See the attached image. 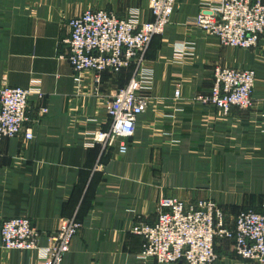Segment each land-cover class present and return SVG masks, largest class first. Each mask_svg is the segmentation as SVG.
I'll return each mask as SVG.
<instances>
[{
	"label": "crops",
	"instance_id": "1",
	"mask_svg": "<svg viewBox=\"0 0 264 264\" xmlns=\"http://www.w3.org/2000/svg\"><path fill=\"white\" fill-rule=\"evenodd\" d=\"M199 5L176 0L170 23L152 38L149 104L119 154L88 140L108 128L105 104L133 66L105 72L97 84L91 71L72 70L64 40L68 21L85 10L124 18L136 8L149 20L148 0H0V88L39 82L43 93L29 95L24 129L32 138L0 142V226L26 216L43 247L62 220L75 218L81 226L61 264H161L139 259L143 241L130 232L136 221L156 220L161 197L213 200L227 226L241 210L264 214V37L251 49L223 46L189 22ZM182 44L191 53L177 58ZM215 65L254 70L252 108L224 116L193 100L208 93ZM214 248L213 264H260L236 257L230 240ZM39 252L6 251L0 238V264H41Z\"/></svg>",
	"mask_w": 264,
	"mask_h": 264
},
{
	"label": "built area",
	"instance_id": "2",
	"mask_svg": "<svg viewBox=\"0 0 264 264\" xmlns=\"http://www.w3.org/2000/svg\"><path fill=\"white\" fill-rule=\"evenodd\" d=\"M176 0H148L149 20H141L139 10L132 8L124 18L103 9L85 10L68 21L69 33L64 40L65 56L72 70L93 73L99 83L101 74L118 73L133 66L128 83L118 88L105 104L109 120L106 130H96L89 144L102 151L116 148L119 154L127 150L126 140L134 135L137 118L148 107L146 92L153 83L152 71L145 67L146 52L152 38L161 35L174 13ZM189 22L214 36L223 46L251 49L264 37V3L261 0H200L197 13ZM191 49L177 46V58H184ZM78 80V77H75ZM255 72L250 68L215 65L208 93L193 100L226 116L232 108L253 107ZM43 96L40 83L26 88H0V142L3 138L23 135L29 140L32 130L24 129L27 121L29 95ZM174 99L180 91H174ZM40 113L47 111L39 108ZM224 212L214 201L199 199L193 204L168 198L160 199L153 223L136 221L130 232L142 238L141 260L158 263L213 264L218 255L216 238L233 241L235 254L243 260L264 264V214L252 209L241 210L233 225L224 223ZM81 223L75 218L61 221L47 234L45 246H39L40 233L26 216L5 219L0 226L1 246L7 251L38 250L41 264H61Z\"/></svg>",
	"mask_w": 264,
	"mask_h": 264
},
{
	"label": "rangeland",
	"instance_id": "3",
	"mask_svg": "<svg viewBox=\"0 0 264 264\" xmlns=\"http://www.w3.org/2000/svg\"><path fill=\"white\" fill-rule=\"evenodd\" d=\"M127 143V142H126ZM168 199V198H166V197H161V198H159V200H158V205H159V201H160V199ZM171 198H174V197H171ZM174 199H177V198H174ZM178 200H181V201H184L185 203H188V204H193V203H195V202H197L198 200H195V201H186V200H182V199H178ZM213 201V200H212ZM216 203V202H215ZM217 204V203H216ZM218 206H219V204H217ZM219 207H221V206H219ZM222 208V207H221ZM222 210H223V208H222ZM157 211H158V206H157ZM223 212H224V210H223ZM224 216H225V212H224ZM156 217H157V214H156ZM11 218V217H10ZM224 218V217H223ZM235 218V217H234ZM234 218H233V220H234ZM8 219V218H7ZM233 220H232V225H233ZM32 223V222H31ZM224 223H225V221H224ZM33 225V224H32ZM35 227V226H34ZM57 229V228H56ZM55 229V230H56ZM40 233V232H39ZM78 233V232H77ZM41 235V234H40ZM76 236V235H75ZM74 236V237H75ZM215 240H217V241H219V242H222L223 240H228V239H222V238H216ZM230 241H232V240H230ZM214 244H215V241H214ZM2 247V246H1ZM5 250V249H4ZM214 250H215V248H214ZM7 251V250H6ZM232 251H233V253H234V255L236 256V257H238L236 254H235V252H234V249H233V241H232ZM238 258H240V257H238ZM218 260V259H217ZM216 260V261H217ZM250 261H253V260H250ZM156 262V261H155ZM156 263H158V262H156ZM161 264H164V263H161Z\"/></svg>",
	"mask_w": 264,
	"mask_h": 264
},
{
	"label": "trees",
	"instance_id": "4",
	"mask_svg": "<svg viewBox=\"0 0 264 264\" xmlns=\"http://www.w3.org/2000/svg\"><path fill=\"white\" fill-rule=\"evenodd\" d=\"M246 210V209H245Z\"/></svg>",
	"mask_w": 264,
	"mask_h": 264
}]
</instances>
